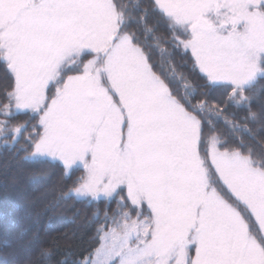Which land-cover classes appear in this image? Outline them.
<instances>
[{
    "label": "snow or ice",
    "instance_id": "snow-or-ice-1",
    "mask_svg": "<svg viewBox=\"0 0 264 264\" xmlns=\"http://www.w3.org/2000/svg\"><path fill=\"white\" fill-rule=\"evenodd\" d=\"M161 43L190 51L221 98L175 72L169 83L185 94L173 95L146 52ZM0 60L14 77L0 144L32 164L59 162L66 178L83 168L60 199L117 205L98 247L68 246L58 259L44 247L42 264H264V232L248 222L264 229V144L249 143L264 134L253 87L264 79V0H0ZM29 113L35 123H12ZM11 264L31 261L13 254Z\"/></svg>",
    "mask_w": 264,
    "mask_h": 264
},
{
    "label": "trees",
    "instance_id": "trees-1",
    "mask_svg": "<svg viewBox=\"0 0 264 264\" xmlns=\"http://www.w3.org/2000/svg\"><path fill=\"white\" fill-rule=\"evenodd\" d=\"M120 2L127 5L134 0H120ZM144 2L148 3L149 0ZM158 18L153 16L152 20ZM158 35L170 38V33L163 22L158 28ZM146 52L150 56L149 62L154 65L153 70L169 84L173 95L177 98L185 94V88L179 79L169 83L168 78L173 72L177 77L182 73L200 92H208L209 100H218L223 95V88L207 86L208 82L204 74L198 67H194L190 51L185 53L182 46L174 49L171 43H161L159 48L152 47ZM89 58L91 56L85 57V59ZM13 85V75L7 68L6 62L0 60V101L4 100V93L11 90ZM253 87L264 100V91H261L264 88V79H259ZM253 108L259 111L260 105L254 104ZM23 121L36 122L31 119L30 113L20 114L12 119L13 124ZM218 127L223 128V125ZM205 134H208L207 128ZM249 143L259 152L261 145L264 144V134ZM23 155V152L18 156L14 155L12 149L0 144V240L3 238L14 240L13 247L0 248V264H11L13 254L22 260L30 258L31 264H42L38 253L44 247L55 250L53 259L63 255L68 246H71L73 253L85 255L90 249L98 247L96 229L104 222L105 209L107 208L111 213L117 207L116 202L113 201L109 205L104 199L91 203L87 200L60 199V193L67 191L79 177L84 175L83 168L72 170L70 178H66L65 170L59 162L32 164L19 158ZM44 173L49 175L47 181L39 185L31 182L32 176ZM14 176H20V180L12 187ZM215 186L225 199L232 202L226 187L219 184ZM122 195H126V192L124 191ZM97 210H99V219H93V213ZM60 219H62L61 224L58 222ZM248 222L253 232L257 234L262 232L255 217L249 216ZM31 246H35L34 250Z\"/></svg>",
    "mask_w": 264,
    "mask_h": 264
},
{
    "label": "rangeland",
    "instance_id": "rangeland-1",
    "mask_svg": "<svg viewBox=\"0 0 264 264\" xmlns=\"http://www.w3.org/2000/svg\"><path fill=\"white\" fill-rule=\"evenodd\" d=\"M92 58V57H91ZM91 58H89V59H91ZM73 74H75V73H73ZM21 176V175H20ZM20 176H14V177H12V179L14 180V182H12L14 185H12V187L13 186H15V185H17V183H18V181L20 180ZM125 192H126V189H125ZM34 219V218H33ZM60 221H62V219H60V220H58V222H59V224H61V222ZM258 222V221H257ZM258 224H259V222H258ZM259 226H260V224H259ZM261 227V226H260ZM262 232H264V229H262ZM33 236H34V234H33ZM31 247H33V250H34V247L35 246H31Z\"/></svg>",
    "mask_w": 264,
    "mask_h": 264
}]
</instances>
